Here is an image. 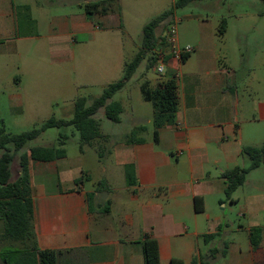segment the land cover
Instances as JSON below:
<instances>
[{"label": "crops", "instance_id": "crops-1", "mask_svg": "<svg viewBox=\"0 0 264 264\" xmlns=\"http://www.w3.org/2000/svg\"><path fill=\"white\" fill-rule=\"evenodd\" d=\"M20 6L31 8L35 29H29L26 16H17ZM120 19L117 5L110 14L90 19L77 0H0V96L7 94L12 108H25L21 71L26 56H75L78 45L88 52L97 33L118 28ZM217 30L218 24L211 37L192 45L199 56L170 60L171 77L166 81L180 72L177 124L161 130L160 143L154 132L151 140L131 147L117 145L110 155L116 156L125 177V166L135 164L137 186L129 187L127 180L118 183L115 179L120 181L122 173L118 176L115 170L109 176L110 156L97 160L103 168L96 160L87 164L86 150L73 166L65 165L69 152L56 162L31 163L38 247L59 252V264H145L143 242L148 234L159 241L162 264L174 259L193 264L196 257L207 264H264V240L258 249L251 240V229L264 227V194H256L239 211L240 217L257 223L237 226L223 214L236 203H225L228 184L222 177L228 170L246 167L243 149L259 140L264 77L242 56H223L215 44ZM126 62L122 56L121 65ZM134 118L123 113L116 127L131 125ZM19 167L15 163L17 178ZM84 174L85 183L77 186ZM50 175L58 176V188H49L42 180ZM101 181L106 187L97 191ZM89 193H95L90 202ZM196 198H201L203 212L197 211ZM221 227L220 236L207 244L204 236L217 234ZM227 244L226 255L211 257L212 248L223 252ZM12 247L24 248L4 239L0 221V264H7L2 254Z\"/></svg>", "mask_w": 264, "mask_h": 264}, {"label": "rangeland", "instance_id": "rangeland-1", "mask_svg": "<svg viewBox=\"0 0 264 264\" xmlns=\"http://www.w3.org/2000/svg\"><path fill=\"white\" fill-rule=\"evenodd\" d=\"M177 1L179 0H121L118 3L117 0L121 16L120 26L99 31L96 38L88 43L89 46L86 47L88 52L87 49L81 50L83 46L78 45L75 56H61V58L26 56V59L22 61L21 71L24 77L23 94H25L26 106L23 109L12 108L7 94L0 96V125H5L10 133L22 134L39 128L51 118L73 119L75 102L78 98L92 99L101 96L106 88L124 77L125 66L121 65L122 56L127 62L131 61L142 46L146 25L172 9ZM176 16L182 48L192 47L203 38L211 37L218 24L215 44L223 50V56H242L245 63L249 64L248 66H255V69H258L264 77V0L195 1L177 10ZM224 20L227 27L223 37L220 34V28ZM101 22L97 24L101 26ZM170 26H163L159 34L167 36ZM45 31L42 32L45 33ZM191 55L199 56L195 52ZM147 67L148 62L145 61L132 83L129 84L130 87L115 96V100L124 105V114L134 115L132 124L126 123L122 127H116L117 124L101 115L98 116L103 133L105 135L109 133L108 136H110L105 148L107 151L113 152L117 145L131 147L134 144L130 141L129 143L128 140L132 138L149 141L154 136V105L146 101L140 82L150 80L152 86L156 88L160 82L171 77V72L167 70L165 74H160L157 66L152 70H148ZM244 71L246 72L243 70L241 73L244 74ZM143 126L146 129L140 131L139 128ZM261 128V134L256 136V139H259L258 142L255 141L256 146L245 147L264 146V123ZM61 133L71 137L66 145L70 159L65 165L73 166L82 154L81 135L74 127L50 129L36 141L30 142L26 150L31 147L58 145ZM85 150L87 164L94 163L96 160L98 165L97 160L100 158L97 148L86 147ZM106 159H109V156ZM98 166L103 168V165ZM106 166L110 169L109 172L115 170L118 176L122 173L120 181L119 177L115 179L118 183L127 182V178L123 176V170L119 169L116 156L111 157L106 162ZM249 166L250 161L247 159L246 167ZM109 176H113L112 172ZM42 180L49 188H58V176L50 175ZM258 193L264 194V166L253 171L246 184L234 194L233 198L241 199V202L233 204L223 214L228 215L237 226L241 223L246 225L250 222L257 223L251 218L240 217L239 211L244 204L251 203ZM262 199L264 201L263 196ZM224 201L231 206L232 201L226 194ZM224 206L223 204L220 209L223 210ZM10 241L15 247L23 246L22 242ZM10 250L11 248L4 252L7 253Z\"/></svg>", "mask_w": 264, "mask_h": 264}, {"label": "trees", "instance_id": "trees-1", "mask_svg": "<svg viewBox=\"0 0 264 264\" xmlns=\"http://www.w3.org/2000/svg\"><path fill=\"white\" fill-rule=\"evenodd\" d=\"M195 1L201 0H179L172 9L166 11L159 17L149 22L144 29V39L142 46L135 57L125 66L124 77L111 84L104 90L101 96L96 98L80 97L75 102V113L71 120L51 118L39 128L22 134H13L7 131L5 125H0V221L4 223V239L22 242L24 248H11L2 256L7 264H59V252L53 250H41L37 243V232L35 229V200L31 175V163H52L67 158L68 151L66 145L71 137L61 133L59 144L53 146L31 147L26 150L30 142L36 141L50 129H65L74 127L81 135V150L86 147L97 148L101 161L112 154L106 150L108 135L102 131L101 121L98 116L105 117L114 124L122 122L124 105L115 100V96L123 91L127 85L135 78L142 64L148 62V70H152L159 62L161 52L168 50V35L162 36L159 30L163 26H170L176 21L177 10L185 8ZM78 4L85 9L87 16L93 19L95 15H108L114 11L117 0H77ZM17 16L29 20V29H35L37 22L31 15L29 6H20L16 9ZM227 23L224 22L220 28V34L224 37ZM190 55L183 58L186 61ZM170 60V57L168 58ZM142 93L146 101L154 105V125L155 141L160 143L161 130L176 125L179 112V85L176 78L161 82L156 88L152 86L150 80H145L142 84ZM146 128L140 127L143 131ZM133 144H143L144 139H129ZM129 142V143H130ZM244 159H249V167L238 166L222 174L227 181L226 195L232 203L238 201L233 198L234 194L245 185L249 175L264 166V146L245 147L242 152ZM19 162L20 175L17 178L14 165ZM127 184L129 187L138 185V177L135 164H127L125 167ZM87 174L76 181L80 186L85 183ZM106 183H98L97 191L105 189ZM95 193H89L90 199ZM197 211L203 212L201 198H196ZM108 211H105V213ZM224 228L221 227L216 234H207L204 240L211 243L217 236H220ZM251 240L255 249H258L264 240V227H254L251 229ZM145 264H162L159 241L151 235H146L143 242ZM227 244L225 251L211 249V257L218 254H227ZM172 264H185L183 260L174 259ZM193 264H207L205 258L196 257Z\"/></svg>", "mask_w": 264, "mask_h": 264}, {"label": "built area", "instance_id": "built-area-1", "mask_svg": "<svg viewBox=\"0 0 264 264\" xmlns=\"http://www.w3.org/2000/svg\"><path fill=\"white\" fill-rule=\"evenodd\" d=\"M168 44H169L168 50L161 52L159 55L157 71L160 74H165L167 72L171 59H176L179 62H182L185 56L191 55L194 52L193 47H187V48L181 47L178 25L176 21L169 28ZM169 57L170 60H168ZM176 77L177 78L180 77V72L177 73Z\"/></svg>", "mask_w": 264, "mask_h": 264}]
</instances>
